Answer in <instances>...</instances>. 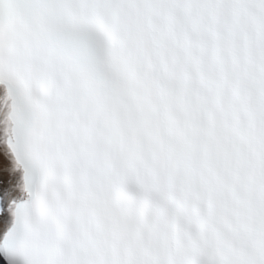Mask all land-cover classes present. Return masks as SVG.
Here are the masks:
<instances>
[{
	"label": "snow or ice",
	"instance_id": "snow-or-ice-1",
	"mask_svg": "<svg viewBox=\"0 0 264 264\" xmlns=\"http://www.w3.org/2000/svg\"><path fill=\"white\" fill-rule=\"evenodd\" d=\"M0 264H264V0H0Z\"/></svg>",
	"mask_w": 264,
	"mask_h": 264
}]
</instances>
